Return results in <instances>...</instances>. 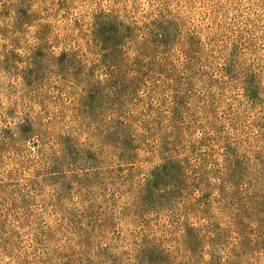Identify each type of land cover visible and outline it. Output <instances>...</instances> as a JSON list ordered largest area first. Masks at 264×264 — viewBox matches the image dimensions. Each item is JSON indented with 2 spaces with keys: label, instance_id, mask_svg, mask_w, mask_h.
I'll list each match as a JSON object with an SVG mask.
<instances>
[{
  "label": "rangeland",
  "instance_id": "rangeland-1",
  "mask_svg": "<svg viewBox=\"0 0 264 264\" xmlns=\"http://www.w3.org/2000/svg\"><path fill=\"white\" fill-rule=\"evenodd\" d=\"M261 60L264 0H0V264H264Z\"/></svg>",
  "mask_w": 264,
  "mask_h": 264
},
{
  "label": "trees",
  "instance_id": "trees-1",
  "mask_svg": "<svg viewBox=\"0 0 264 264\" xmlns=\"http://www.w3.org/2000/svg\"><path fill=\"white\" fill-rule=\"evenodd\" d=\"M182 31H184L185 36H191L192 38L197 39L198 43H200L198 49H194V50L191 49L190 52H191V56L194 59H196L195 64L199 63L202 66L206 67L207 66V64H206L207 58L205 59L204 54L207 55L206 46L208 47V44H209L207 40L208 39L210 40V38L208 37L207 34H204V32H201V31H198V30L194 29V27H188V29H186V31L184 29H181L179 32L182 34L183 33ZM105 32L107 34L111 33L112 29H109V27H107L105 29L104 33H102L100 31V33L103 34V35L99 36V43L101 42V44H103V46H104L103 50L110 49V48L111 49L115 48V47H113V45L116 46V45L120 44V43H118V41H116V42L114 41V42H111V43L109 41H107V39H108L107 36L106 37L104 36ZM169 32H171V33H169ZM162 34L165 37L164 40L168 39V37H169L170 40L168 39L169 42L161 40V39L157 40L158 47L162 45V47L166 48V46L169 45V44H174L175 45L174 47L172 46L171 48H167V50H164V51L162 50V53L165 52V51L166 52L177 51V53H184V51H181L180 48H179V50H178V48H176V46H178L180 44H175L174 43L175 35H173L172 30L168 31V29L165 28V29H163ZM219 47L220 46H218V45L217 46L213 45V47H212L213 50L211 51V53H219V56H222L224 58V60H226V56L224 55L223 52L220 51ZM147 49H151V48H147ZM151 51L154 52L156 57H159V54L161 53V51H158L157 48L156 49H151L150 52ZM144 57L146 58V56H144ZM222 57H220V59H223ZM225 62L226 61L219 63V67L216 68V70L213 73V76H216V75L220 74V72H222V73L223 72H227L226 70H223L224 69L223 67L227 66L226 65L227 63H225ZM236 62L237 61H234V63L232 61H228V65L233 67V66L237 65ZM229 70H231V68ZM222 73H221L220 76H218V77H221L222 79H224L225 76L229 79L231 77V75H232L230 73V71L227 72L226 75H224ZM197 81H198L197 79L193 80V82H197ZM181 84L185 85L184 81L181 82ZM257 100H258V104H259V106L261 108L260 111L263 112V114H264V60L263 61L262 60L259 61V63L257 62ZM260 127L262 129H264V123L262 125H260ZM262 150H264V147H262ZM260 159L264 163V155L261 156Z\"/></svg>",
  "mask_w": 264,
  "mask_h": 264
}]
</instances>
